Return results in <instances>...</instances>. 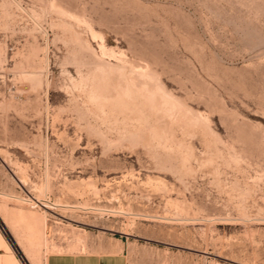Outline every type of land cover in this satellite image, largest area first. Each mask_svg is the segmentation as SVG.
Masks as SVG:
<instances>
[{"label":"rangeland","instance_id":"1","mask_svg":"<svg viewBox=\"0 0 264 264\" xmlns=\"http://www.w3.org/2000/svg\"><path fill=\"white\" fill-rule=\"evenodd\" d=\"M0 228L264 264V0H0Z\"/></svg>","mask_w":264,"mask_h":264},{"label":"crops","instance_id":"2","mask_svg":"<svg viewBox=\"0 0 264 264\" xmlns=\"http://www.w3.org/2000/svg\"><path fill=\"white\" fill-rule=\"evenodd\" d=\"M11 228L24 224L32 245L40 244L44 237L45 221L39 217L30 218L19 211L16 216L3 217ZM22 241V240H21ZM21 241L17 243L22 244ZM18 248L14 246L0 228V264H32L31 250L25 247L22 258L18 254ZM128 246L124 243H116L113 247L103 251H54L50 252L42 264H137L130 258ZM27 260V261H26ZM40 264V263H37Z\"/></svg>","mask_w":264,"mask_h":264},{"label":"bare ground","instance_id":"3","mask_svg":"<svg viewBox=\"0 0 264 264\" xmlns=\"http://www.w3.org/2000/svg\"><path fill=\"white\" fill-rule=\"evenodd\" d=\"M131 84V83H130ZM135 93V92H134ZM140 93V92H139ZM148 94V93H147ZM170 100V99H169ZM151 104V103H150ZM167 108V107H166Z\"/></svg>","mask_w":264,"mask_h":264}]
</instances>
